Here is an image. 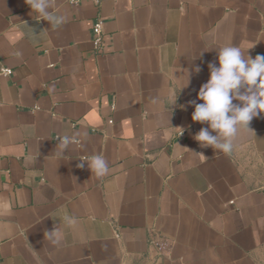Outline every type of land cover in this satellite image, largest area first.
<instances>
[{
  "label": "crops",
  "instance_id": "obj_1",
  "mask_svg": "<svg viewBox=\"0 0 264 264\" xmlns=\"http://www.w3.org/2000/svg\"><path fill=\"white\" fill-rule=\"evenodd\" d=\"M76 1L0 0V264H264V114L223 153L189 104L223 46L264 55V0Z\"/></svg>",
  "mask_w": 264,
  "mask_h": 264
},
{
  "label": "clouds",
  "instance_id": "obj_2",
  "mask_svg": "<svg viewBox=\"0 0 264 264\" xmlns=\"http://www.w3.org/2000/svg\"><path fill=\"white\" fill-rule=\"evenodd\" d=\"M26 2L32 12L37 14L38 21H47L52 26L65 20L64 16L58 15L53 9L51 0ZM208 68L210 78L200 87L197 97L202 103L193 100L189 101V104L195 108L192 120L201 124L207 123L209 127L201 128L193 138L202 148L212 147L223 153H231L240 130L243 128L252 132L249 127L251 121L264 114V55L258 54L255 58L249 55L245 57L240 46L226 45L218 51V66L216 63H209ZM185 71L189 83L190 73L188 70ZM194 71L199 73L201 68L197 66ZM176 100L177 98L175 103ZM153 103L158 101L154 100ZM213 132L216 134L213 135ZM72 139L68 135L58 139L56 149H62L55 151L58 157L65 155ZM80 161L77 167L84 168L86 164L92 175L103 176L109 171L108 162L102 155H93ZM64 220L67 223L73 222V218L68 216ZM44 237L53 245H60L62 243L60 224L50 231H45Z\"/></svg>",
  "mask_w": 264,
  "mask_h": 264
},
{
  "label": "built area",
  "instance_id": "obj_3",
  "mask_svg": "<svg viewBox=\"0 0 264 264\" xmlns=\"http://www.w3.org/2000/svg\"><path fill=\"white\" fill-rule=\"evenodd\" d=\"M82 0H77L76 2L79 3ZM93 36H94V44L96 47H102L103 46V37H104V23L102 20L98 19L94 24H93ZM12 74L11 69L3 68L0 71V75H5L9 76Z\"/></svg>",
  "mask_w": 264,
  "mask_h": 264
}]
</instances>
